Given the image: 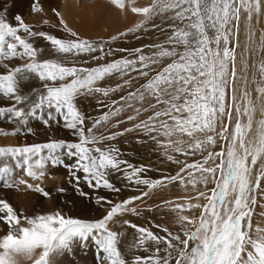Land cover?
<instances>
[{
    "label": "snow or ice",
    "instance_id": "6c2138e0",
    "mask_svg": "<svg viewBox=\"0 0 264 264\" xmlns=\"http://www.w3.org/2000/svg\"><path fill=\"white\" fill-rule=\"evenodd\" d=\"M107 3L122 18L131 13L141 19L107 39H92L70 27L53 8L59 27L70 37L61 38L38 30L18 13L13 24L6 5L0 11V65L7 69L0 74V97L13 102L0 106V120L18 125L0 127V136L15 137L25 128L34 134L27 125L39 120L48 128L52 121L58 127L63 121L62 127L75 138L0 146V187L50 197L39 183L16 175L20 170L34 181L43 180L50 165L67 170L80 196L87 195L80 190L81 179L90 188L120 193L122 189L110 182L113 174H121L126 186L135 185L139 195L115 202L98 196L95 204L104 214L96 219L72 217L60 209L27 215L0 198V264H63L55 258L92 245L102 256L101 264H264V223L253 226L258 196L264 191V58L254 65V100L248 90L246 55L255 37L253 17L258 23L262 14L261 0ZM31 11L43 9L33 3ZM156 19L160 23H152V28L163 41L132 49L113 47L130 34L147 31ZM242 22L247 40L238 53ZM261 35L264 50V32ZM116 52L129 55L107 60ZM17 58L25 62L14 67L3 63ZM89 60L106 62L87 66ZM117 77L122 83L102 86ZM141 78L145 82L137 86ZM32 81L39 87L23 93L21 85ZM126 88L118 100L99 99ZM88 98H96L107 111L97 118L85 115L78 101ZM257 111L260 119L255 118ZM131 133H137V143L154 144L153 151L178 170L152 178L147 175L151 166L130 163L111 142ZM176 183L189 194L161 198L147 210L174 214L178 231L152 221L164 233L159 235L125 218L140 215L132 206L136 201L143 203ZM260 215L264 217V211ZM110 224L135 230L125 250L120 247L125 233ZM140 251L150 254H136Z\"/></svg>",
    "mask_w": 264,
    "mask_h": 264
},
{
    "label": "bare ground",
    "instance_id": "6f19581e",
    "mask_svg": "<svg viewBox=\"0 0 264 264\" xmlns=\"http://www.w3.org/2000/svg\"><path fill=\"white\" fill-rule=\"evenodd\" d=\"M149 3H150V0H136L137 6H146ZM44 5H40V6L42 7ZM42 9H43V7H42ZM57 11L61 12V14L64 16L65 20L67 21V23L69 24L70 27H72L74 30L79 31L82 36H86V37H89L92 39H99L100 37L107 39L110 35L115 34L116 31H123L128 27L134 26V24L137 23L141 19V17L136 16V15L131 14V13L128 14L127 18H122V17L114 14L113 6L108 4L107 0H58ZM47 12L48 11H46V13ZM31 14H29V15L32 16ZM42 15H43V17H45L44 13ZM30 16H28V19H30ZM33 17L36 20H37V18H36V16L31 17L33 23H35L36 20ZM55 18H56V16H55ZM262 18L263 17L259 18L258 27H257L258 29L256 31L257 32V36H256L257 41L259 40L260 29H262L261 33L264 32V21L262 20ZM54 20H52V21H54ZM41 22H42V18H41ZM152 23H160V21H159V19H156L152 22H149V24L146 26L147 31L141 30L138 33L130 34L127 38H123L121 40L114 42L113 47H123L126 49H132V48L140 47L144 44H151V43L163 41V39L165 37L162 36L159 31L152 28ZM51 24H52V27H51L50 31H52L55 27L54 22H52ZM43 26L45 27L46 25H43ZM105 28H107L108 30L105 31ZM241 28H242V24H241ZM243 28H244V26H243ZM243 28L241 30V34L244 33ZM44 29H46V31H47V27ZM48 30H49V28H48ZM137 36H139V39L136 38ZM145 51H149V50L145 49ZM262 52L264 53V50H262ZM98 54L99 53H97V55ZM128 55H129L128 52H123V53L116 52L114 56L107 57V60H112L114 58H119L121 56H128ZM98 62L104 63L106 61H98ZM98 62L89 60V63L87 66H95V64ZM79 63H82V60L78 61V64ZM238 67H241V66L238 65ZM118 82L122 83V81H120L118 77L117 78H110V79H106L104 82H102V86L114 87L116 85V83H118ZM144 82H145L144 79L141 78L138 81L137 86L139 85V83H144ZM21 87H22L23 93H29L30 94L32 87H39V82L38 81H32L30 83H23L21 85ZM128 90L129 89L126 88L123 92H117L115 94H112L110 98L99 97V99L104 101L105 103H110L111 100H118L119 96L126 94V92ZM78 105L80 106L81 111H83L85 113V115L93 117V118H97L104 111H107L106 108H103L101 105L97 104L96 98H88L86 100L82 99L81 101H78ZM88 124L89 125L91 124V120L88 121ZM124 126H126V125H121L120 127L123 128ZM57 128L58 127H57L55 121L51 122V128L45 127L44 124L34 123L33 128H32L34 134H28L26 131H23V132H24L25 136H28L30 138L31 137L35 138L37 143L46 142L50 137L53 139H58L59 137H61V139H65V140L75 139L71 135V132L69 130H67L61 126L60 131L57 132V130H56ZM57 134H59L60 136L58 137ZM2 137L3 136H0V143L2 141L7 142V143L13 142L11 136L4 137L5 139H2ZM136 138H137V133H131V134H128L126 137H118L116 141H113L111 143L115 144L117 147H119L122 150V152L125 154L124 158L127 159L130 163L136 165L137 167L140 166L141 164L151 166L152 170L147 173V175L149 177L159 178L162 175L174 174V172L176 170H178L177 166H175V165L171 164L170 162L164 160L163 157H161L158 152L153 151V149L155 148L154 144H152L151 142L148 144H140V143L136 142ZM218 148H219V145H217L215 150L217 151ZM197 158H199V157H197ZM181 159H183V157H181ZM191 159L192 158H189V160H191ZM161 161H163V162H161ZM69 163H71V161ZM19 177H23L24 179L27 178L26 176H24L23 172L20 170H19ZM55 179H57V178L53 177V178L48 179L45 176L43 178V180H37V181L39 183H41V185L42 184L45 185V187H44L45 190L47 192H49L51 196L54 195V197L58 196V194L61 193V192H58L57 189L60 187H63L65 189V191L68 192L69 200H70V204H71V206L68 205L67 207H69L71 209L73 205L75 206V205H78V203L80 204V206H78V207H80L79 211H78L79 213L74 214V211H73V213H67V215H70V216L76 217V218H84V219L100 218L104 214V209L99 208L100 206L95 204V199L98 196H104V197L108 198L109 200H112L115 202L118 200L128 198L129 196H132V195H139V192L136 190L135 185H133L131 187L126 186L128 184V182L122 178L121 174H113L109 177L110 182H112L115 187L122 189V191L120 193H114V192H111V191H109L107 189H103V188H101V189L90 188V187H88L87 183L83 179H81L79 187H80V190L87 193L86 196H80L79 195V192L77 191L76 183L71 178L69 181H67L65 184H63L59 187H56V185H55V187H47L50 184V182L52 180L55 181ZM27 180H28V182L34 181L31 178L27 179ZM209 187H211V185ZM262 188H264V182H262ZM188 194L189 193L183 191V189L179 186L178 183L170 185L167 189L163 190L162 192H159L157 195L153 196L151 199H145V201L143 203L140 201H136L134 203V205H132V206L137 207L138 211L140 212V215L134 216V215L128 214L125 218L131 220L133 223H135L137 225H140L143 227H148V228H150L151 231H153L154 233H157L159 235H164V233L161 232L160 229L153 227L152 223H151L152 221H155L156 224H160L163 227L169 228V230H171L173 232L178 231V225L175 224V215L174 214L168 213L166 211L162 212V211L155 209V208L153 209V211H148L147 207L161 203V198L174 200L177 197H182V196H185ZM20 195H21V193H20ZM26 196H28V195H26ZM15 197L17 198L16 194H15ZM35 198H36V208H38V207L40 208V210H38V211L45 212L44 211L45 207L46 208L50 207L49 210H47L48 212L50 211L52 203L49 204L48 202H51L52 200L48 201L50 199H47L45 197H44L45 198V200H44L40 194L36 195ZM51 199H53V198H51ZM32 200H34V199H32ZM40 201L44 202V205L40 204L39 203ZM178 202H183V201H178ZM66 203H68V202H66ZM261 205H264V191H262L259 194L258 204L255 206V214L253 216V226L254 227L257 223H264V217H262L260 215V213L262 211H264V208H262ZM65 206L66 205L60 204L59 206H57V208L53 207L54 208L53 211L60 209L64 213L65 210H63V209H65L64 208ZM74 208L75 207H73L72 209H74ZM28 210H30V209H28ZM65 213H66V211H65ZM186 214L191 215V213H186ZM31 215H33V214H31ZM197 215H198V212H197ZM109 227L115 231H118V232L123 231L125 233L124 238H123L121 245H120L122 250H125V246L127 244H131L133 242V239L135 236V230L134 229H131V228L122 229L118 225H115V224H110ZM161 247H163V246H161ZM136 254H139L141 256H146V255H149L150 253H145L143 251H140ZM163 254L164 253L161 252V255H163ZM129 258H130V256H129ZM63 259H66L67 264H75L74 259L80 260L82 264H96L97 263L96 261L98 259L101 262L102 256L100 253L97 252L95 246L92 245L88 249L75 250L73 253L66 254L63 257H56L55 258V260H60V261H64ZM173 264H174V262H173Z\"/></svg>",
    "mask_w": 264,
    "mask_h": 264
},
{
    "label": "rangeland",
    "instance_id": "374dc122",
    "mask_svg": "<svg viewBox=\"0 0 264 264\" xmlns=\"http://www.w3.org/2000/svg\"><path fill=\"white\" fill-rule=\"evenodd\" d=\"M56 1L57 0H52L51 2H49V3H44V4H41L40 3V5H44V7H46V8H51V12H50V18L49 19H44V20H42V22L41 21H39L40 23H38L37 25H36V27H38V26H42V25H44V21L45 20H48V22L49 23H52V22H54V25H55V27H54V29L52 30V31H50V32H48V33H50V34H54V35H56L57 37H61V38H70L69 36H68V34L67 33H65V32H63L62 30H61V28L59 27V21H58V18L56 17L55 18V15L53 14V12H52V9L53 8H55L56 10H57V3H56ZM36 3H38L39 4V2H36ZM261 4H262V14H261V16L259 17V18H261V17H263L262 18V20L264 21V0H261ZM32 5H33V3H31L30 4V6L32 7ZM50 5V6H49ZM27 8H26V12H25V15H24V20H25V22H26V14H27ZM53 18V19H52ZM55 19V20H54ZM52 20H54V21H52ZM37 21V22H38ZM13 24H15V22H12ZM27 23V22H26ZM252 25H253V29H254V31H255V37H254V42L253 43H251L248 47H249V52L246 54L247 55V63H248V68H247V77H248V81H249V84H248V90L250 91V92H252V95H253V99L255 100V97H256V93H255V91H254V89H255V83H252V80H253V74L254 73H257V67L256 66H254V65H257L258 66V64H259V61L262 59V58H264V53L262 52V50H261V47H260V44H261V38H262V33H261V31H262V29H260V33H259V40L257 41V38H256V36H257V27H258V23H257V18L254 16L253 17V21H252ZM243 26H244V24H243V22H242V28H243ZM39 28V27H38ZM242 28H241V30H242ZM244 29V33L243 34H241L240 35V48L237 50L238 51V53H240V52H243V50H244V47H245V44H246V40H247V36H246V32H245V28H243ZM25 61H23V60H21V59H19V58H17V59H15V60H12V61H4L3 63H8L9 64V67H14V66H17V65H20V64H23ZM238 65H240L239 64V56H238ZM241 67H242V65H240ZM6 71H7V69H5L2 65H0V74H3V73H6ZM244 73L243 72H241V75H243ZM11 103H13L12 101H8V100H6V99H4V98H2V97H0V106H5V105H9V104H11ZM255 118L256 119H260L261 118V116H260V113H259V111H257V113H256V116H255ZM34 123H37V124H43L41 121H39V120H30L29 121V124L27 125V127H31V128H33V125H34ZM233 123H234V121H233ZM62 124H63V121H61V126H62ZM57 125V124H56ZM18 125L16 124V123H9V122H7V120H0V127H2V128H4V129H6V130H10V129H12V128H15V127H17ZM61 126H57L58 128L56 129L57 130V132H59L60 131V127ZM24 131H26V128L24 129ZM24 135V132L22 133V134H19V135H17V136H15V137H12V141L13 142H9V143H7V142H1L0 143V146H3V145H15V144H25V143H37V141H36V139L35 138H33V137H28V136H23ZM57 136L59 137L60 135L59 134H57ZM24 138V139H23ZM2 139H5L4 137H2ZM34 139V140H33ZM58 139H61V137H59ZM32 141V142H31ZM34 141V142H33ZM217 151H219V148L217 149ZM68 163L70 162V161H67ZM259 171V164L256 166V168L254 169V176H253V179H254V177H255V173L256 172H258ZM16 175H17V177H19V170H17V172H16ZM57 178V179H55V181L54 180H52L51 182H50V184L47 186V187H55V185H56V187H59V186H61V185H63V184H65L67 181H69L70 180V176H69V174H68V172H67V170L64 168V167H56V168H52L50 165H49V167H48V174L46 175V178ZM62 177V178H61ZM25 179H30V177H27V178H25ZM72 179V178H71ZM54 181V182H53ZM0 183H2V181H0ZM29 183H33V184H37V183H39L38 181H31V182H29ZM40 185H41V183H39ZM41 187H45V185H41ZM21 188L23 189L24 187L23 186H21ZM45 189V188H44ZM27 191V192H26ZM30 191V192H29ZM46 191V190H45ZM15 192V193H14ZM23 192V193H22ZM20 193H21V195H20ZM32 195H31V194ZM15 194H16V196H17V198L15 197ZM24 194V195H23ZM40 193H36V192H32L31 190H21V191H17L15 188H13V189H6V188H2V187H0V198H7L8 200H9V202L16 208V209H23L24 210V212H25V214H27V215H31V214H34L35 212H40V211H38V210H40V208L38 207V208H36V195H39ZM26 195H28V196H26ZM41 195V194H40ZM8 196V197H7ZM42 196V195H41ZM43 197V199L45 200V198H44V196H42ZM51 198H53V199H51ZM32 199H34V200H32ZM47 199H50V200H48V201H51V202H48L49 204L50 203H52V206H51V209H50V211H53L54 210V208H57V206H59L60 204L61 205H66L64 208L65 209H63V210H65L66 211V213H65V211H64V213L67 215V213H73V211H74V214L75 213H79L78 211H79V208L80 207H78V206H80V204L78 203V205H73L72 206V208L73 207H75L74 209H70L69 207H67L68 205H70L71 206V204H70V200H69V195H68V192L67 191H64V192H61L60 194H58V196H55L54 197V195H50V197H47ZM26 201V202H25ZM35 201V202H34ZM28 202V203H27ZM42 201H40L39 203L40 204H42V205H44V202H42ZM66 202H68V203H66ZM65 203V204H64ZM54 207V208H53ZM67 207V208H66ZM78 207V208H77ZM107 207V206H106ZM48 208V207H47ZM46 207H45V209H44V211L46 212L47 210H49V208L47 209ZM99 208H101V207H99ZM28 209H30V210H28ZM70 209V210H69ZM49 211V212H50ZM48 212V211H47ZM97 259V258H96ZM64 261H63V264H67V261H66V259H63ZM75 260V264H82L81 263V261L80 260H78V259H74ZM55 262H60V260H55ZM97 263L96 264H101V262H100V260L98 259L97 261H96Z\"/></svg>",
    "mask_w": 264,
    "mask_h": 264
},
{
    "label": "crops",
    "instance_id": "0c3cea01",
    "mask_svg": "<svg viewBox=\"0 0 264 264\" xmlns=\"http://www.w3.org/2000/svg\"><path fill=\"white\" fill-rule=\"evenodd\" d=\"M52 0H0V11H4V7L3 6H7V18L9 19V20H11V22H15L14 20H12V17L15 15V14H20V15H22L23 17H24V15H25V10H26V8L28 9L27 10V16H26V22L27 23H29V24H32L33 23V21H32V16H36V18H37V20L35 21V23H33L32 25H37L38 23H40L39 21H41V18H42V20H44V19H49L50 17V12H51V8H47L46 9V7H44V6H42L43 7V11L42 12H40V13H32V11H31V6H30V4L31 3H36V2H39V5H40V3L41 4H43V3H49V2H51ZM43 2V3H42ZM56 3H57V5H58V0L56 1ZM46 9V10H45ZM46 11H48L47 13H46ZM31 14L32 16H30L29 14ZM44 13V16L45 17H43V14ZM49 13V14H48ZM47 14V15H46ZM28 16H30V19H28ZM44 18V19H43ZM32 22H31V21ZM39 20V21H38ZM38 21V22H37ZM37 22V23H36ZM44 25H46L45 27L42 25V27L41 26H38L37 27V29L38 30H43V31H45V32H49L50 31V29H51V27H52V24L51 23H48V24H44ZM50 27H49V26ZM47 27V31H46V29H44V28H46ZM41 28V29H40ZM48 28H49V30H48Z\"/></svg>",
    "mask_w": 264,
    "mask_h": 264
}]
</instances>
